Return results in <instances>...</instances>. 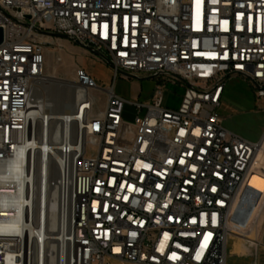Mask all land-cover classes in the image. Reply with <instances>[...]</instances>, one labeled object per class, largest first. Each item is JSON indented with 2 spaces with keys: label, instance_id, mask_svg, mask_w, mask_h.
<instances>
[{
  "label": "built area",
  "instance_id": "obj_1",
  "mask_svg": "<svg viewBox=\"0 0 264 264\" xmlns=\"http://www.w3.org/2000/svg\"><path fill=\"white\" fill-rule=\"evenodd\" d=\"M0 27V264H53L52 233L64 264H228L264 135L239 136L219 110L231 77L264 99V0H0ZM50 33L111 66L106 89L78 73L102 108L92 93L46 114ZM121 71L156 81L152 97L118 94Z\"/></svg>",
  "mask_w": 264,
  "mask_h": 264
},
{
  "label": "rangeland",
  "instance_id": "obj_2",
  "mask_svg": "<svg viewBox=\"0 0 264 264\" xmlns=\"http://www.w3.org/2000/svg\"><path fill=\"white\" fill-rule=\"evenodd\" d=\"M50 41H52V44L47 48L46 77L52 76L54 79L64 81L70 79L76 83L79 79V71L84 70L95 77L97 84L102 89L107 87L106 78L108 72L99 65V62L106 64L101 57L69 38L55 36ZM138 81L141 84H137V80L120 76L115 83L117 93L126 98L135 99L136 92L139 89L138 85L142 86L143 94H146L152 86H155L156 82L152 79H138ZM169 88L174 93H172L168 104L172 107L178 106L179 95L182 94L183 88L180 85H172ZM92 93L99 96L100 101L97 108H102L106 100L104 93L97 89L92 91ZM225 97L228 106H224L219 110V113L224 117V126L251 142L261 141L264 135V99H258L254 89L241 77L228 79ZM129 131L130 126L125 125L123 134ZM263 217L264 207L258 226L261 224ZM254 229L256 228L254 227ZM230 253L231 251H229ZM111 264L122 263L113 261Z\"/></svg>",
  "mask_w": 264,
  "mask_h": 264
},
{
  "label": "crops",
  "instance_id": "obj_3",
  "mask_svg": "<svg viewBox=\"0 0 264 264\" xmlns=\"http://www.w3.org/2000/svg\"><path fill=\"white\" fill-rule=\"evenodd\" d=\"M99 65L104 67L108 72L106 80L107 87H109L112 83L113 70L108 64L99 62ZM131 80H137V84H141L138 79ZM138 87L139 89L136 92L135 99L141 100L143 98V100L147 101L152 97L155 86H152L146 94H143L141 85H138ZM181 95H179V103ZM170 97H172V94L168 95V99ZM224 106H228L226 100L223 102L221 108ZM263 207L264 138L255 156L252 170L236 199L234 209L230 216L229 224L232 233L229 236L228 243L231 245L228 264H264V217L258 226Z\"/></svg>",
  "mask_w": 264,
  "mask_h": 264
},
{
  "label": "bare ground",
  "instance_id": "obj_4",
  "mask_svg": "<svg viewBox=\"0 0 264 264\" xmlns=\"http://www.w3.org/2000/svg\"><path fill=\"white\" fill-rule=\"evenodd\" d=\"M50 39V38H49ZM84 73V70H81ZM80 72V71H79ZM80 76L78 82L74 83L72 80H59L51 77H43L40 83L37 86L38 98L42 100V104L45 106L47 115H61L74 113L73 110L77 106L78 101L82 98L92 96V91L96 89H91L83 84ZM77 93V95H76ZM50 104V105H49ZM261 145V144H260ZM261 147V146H260ZM260 149V148H259ZM259 151V150H258ZM13 175L16 174V171L11 172ZM17 176V174H16ZM13 178H17L13 176ZM17 185V184H16ZM21 190V189H19ZM14 204V203H13ZM16 205H20V201L17 200ZM14 204V205H15ZM19 213H15V216H18ZM56 234H51L49 242L47 245V256L51 254L53 264L59 263L64 264L65 261V243L64 237L60 239L55 236ZM52 246V248H51ZM51 248V250H50ZM52 252V253H51Z\"/></svg>",
  "mask_w": 264,
  "mask_h": 264
},
{
  "label": "water",
  "instance_id": "obj_5",
  "mask_svg": "<svg viewBox=\"0 0 264 264\" xmlns=\"http://www.w3.org/2000/svg\"><path fill=\"white\" fill-rule=\"evenodd\" d=\"M50 34L53 35V36H59V37L69 38L70 39V37L68 35H66V34H60V33H50ZM3 41H4V30H3L2 27H0V45L3 43ZM77 43L80 44L81 46H83L84 48L88 49L89 51H91V52H93L95 54H98L100 56H103L98 51H96L94 48L87 47V46L81 44L80 42H77ZM121 73L124 76H126V77H128L130 79H139L137 76L132 75L130 73H127V72H124V71H121ZM77 110H78V105L74 108L73 112H77Z\"/></svg>",
  "mask_w": 264,
  "mask_h": 264
},
{
  "label": "snow or ice",
  "instance_id": "obj_6",
  "mask_svg": "<svg viewBox=\"0 0 264 264\" xmlns=\"http://www.w3.org/2000/svg\"><path fill=\"white\" fill-rule=\"evenodd\" d=\"M105 27H107V25ZM213 191H215V189H213ZM209 235H211V234L209 233Z\"/></svg>",
  "mask_w": 264,
  "mask_h": 264
}]
</instances>
